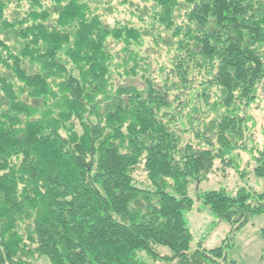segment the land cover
<instances>
[{
  "label": "trees",
  "instance_id": "16d2710c",
  "mask_svg": "<svg viewBox=\"0 0 264 264\" xmlns=\"http://www.w3.org/2000/svg\"><path fill=\"white\" fill-rule=\"evenodd\" d=\"M148 1L137 29L107 26L86 0H0V264H237L222 247L191 252L184 213L191 181L250 139L264 0ZM155 24L178 50L160 82L138 50L164 42L144 35ZM254 156L260 194L198 196L236 229L264 213V144Z\"/></svg>",
  "mask_w": 264,
  "mask_h": 264
},
{
  "label": "rangeland",
  "instance_id": "374dc122",
  "mask_svg": "<svg viewBox=\"0 0 264 264\" xmlns=\"http://www.w3.org/2000/svg\"><path fill=\"white\" fill-rule=\"evenodd\" d=\"M93 8H97L101 20L107 26L114 28L118 25L134 28H145L152 23L150 19L152 2L148 0H86ZM27 1L21 3L22 8L27 9ZM50 4V3H47ZM15 7L9 9V14L14 13ZM184 10L180 8L175 13L178 24L183 21ZM21 17V16H19ZM15 16L13 17V19ZM143 18V19H141ZM149 29V27H148ZM147 34H160L164 42L159 40L155 45L150 37H145L143 45L138 50L145 58V62L151 67L152 76L156 82L162 80L160 68L171 70L176 60L175 53H178L170 34L163 31L158 24L152 26ZM114 42V41H109ZM112 53L121 56V46L115 42L111 45ZM117 73V72H116ZM115 73V74H116ZM139 79V78H138ZM116 84H122V80L114 76ZM176 80V79H175ZM126 85H140L134 81H127ZM215 96L214 90L211 91ZM184 95L180 98L183 103L176 102L177 110L184 106L187 98ZM183 104V105H182ZM169 115L176 112L173 109L166 111ZM250 122L247 125L245 136L250 139L244 145L246 149L237 148L225 159H216L209 173L199 181H191L188 187V196L193 201L192 210L184 213L187 227L192 235V242L189 247L194 250L210 251L222 247L224 257L233 260L237 264H264V213L248 218V222L240 228L225 221L219 220L203 205L199 195L223 190L228 196H235L240 190L260 194L263 190V182L253 173L255 166L253 158L257 151L261 150L264 144V84L258 91V98L247 110ZM185 142L192 143L198 147L199 141H194L189 134L184 136ZM203 148V146H200ZM254 156V157H253ZM135 180L141 188H146L149 183L142 170L136 172ZM167 250H161L162 255H167ZM225 252V253H224ZM150 263V261H149ZM30 264H50L47 259L31 260ZM161 264V263H158Z\"/></svg>",
  "mask_w": 264,
  "mask_h": 264
}]
</instances>
